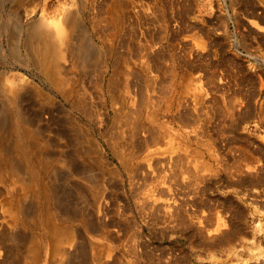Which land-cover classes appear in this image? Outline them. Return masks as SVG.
<instances>
[{
    "label": "rangeland",
    "instance_id": "obj_1",
    "mask_svg": "<svg viewBox=\"0 0 264 264\" xmlns=\"http://www.w3.org/2000/svg\"><path fill=\"white\" fill-rule=\"evenodd\" d=\"M0 1H3V4L0 2V69L26 73L74 114L80 116L103 144V151L108 155L111 166L117 169V178L104 176L103 180L106 183V197L103 195L101 199H105L103 202H107L104 203L110 210L106 209L104 215V210L97 208L95 203H90L92 206L86 208L91 216L95 213L98 214L94 216L96 218L102 215L104 217L101 218L106 221L109 218L107 222L110 225L107 224L112 234L108 238L101 234V231H90L91 238L95 239L97 244L99 242L100 247L106 246L110 254L112 253L109 260H112V255L124 253L125 259L131 261L129 264H264V0H136L138 7L141 6L144 11L146 9V15H150L146 17L142 10L139 12L141 15H134L136 21H139L134 23V26L138 23L135 28H139L138 31L134 30V33L133 29L124 27L131 31L127 34L128 39L132 33L135 36L137 32V41L144 45L138 55L141 59L137 56L131 57L130 63L131 66L135 64L138 67L146 65L144 60L147 61L151 46L153 49L156 46V51L153 50L155 52L157 48L162 47L163 57L167 55L166 61V57L162 59V56L160 61L162 63L164 60L163 62L172 68H169L170 76L165 74V69L158 73L159 70L155 68L157 71H154V74L163 84L165 75L168 81L171 80V90L165 103L166 108L171 110L170 126L175 132L172 131L174 134L169 146L173 149L171 155L178 151L174 158L183 154L181 161L185 163V168H182L179 166L181 161L172 158L168 168L170 171L165 168L157 171L152 164L150 178V173L147 174L141 168L135 169L137 173L133 167L138 159L141 160L140 156L146 150L142 142L131 139L129 134H126L117 142V154L112 150L113 141L109 139L114 138L111 135L114 131L115 110L110 107L111 117L108 119L97 96V77L91 67L85 71L74 68V71L81 74L85 72L82 78L72 72L65 76L68 89L78 90L79 81L85 84L89 108L88 113L84 114L83 110L73 106L74 99H65L63 92L41 75L40 69L27 67L16 59L11 44L14 21L18 20L27 27L34 17L41 14V10L33 16L30 14L34 6L39 5L40 0H25L19 7L17 0ZM74 1L88 21L90 15L97 12L100 5L106 2ZM129 2L136 4H133L135 0ZM148 17L151 18L150 21L155 20L149 23L151 27L148 26ZM135 18L131 19L132 22ZM26 35L27 30L23 32L21 51L29 56ZM93 35L101 47H105V42L108 43L99 34L93 32ZM141 36L146 37L145 41ZM118 45V51L128 49V46H120V43ZM135 52L132 55L137 53ZM159 53L160 50L157 54ZM138 60L143 66L137 64ZM110 74L111 71L105 76L106 83ZM160 87L158 86L154 93L159 100L162 99ZM130 93L132 95L133 91ZM158 109L159 114L163 113L164 109ZM53 127L59 129L58 124ZM40 130L43 136L55 143L51 152L60 153L63 145L48 123L42 121ZM184 151H187V154ZM171 166L173 171L175 169L174 172L176 168L178 171L172 172ZM70 170L57 167L56 179L55 176L53 178L54 184L68 192L71 190L70 185L77 183ZM135 172L138 175L141 173L138 176ZM89 173L97 174L100 171L94 167L80 168L76 177H86ZM175 174L185 176L182 179L179 178L180 175ZM180 179L184 181L182 184L179 183L182 181ZM159 180V187L163 186L164 190L158 188V198H164L162 193L169 189V196L174 203L172 210H179H171L169 219L166 218L161 205H150L153 197H148V192H153L152 189ZM185 182L188 187L184 186ZM180 185L182 189H179ZM185 187L187 189L183 190ZM174 188H177L175 191L182 199L174 193ZM183 198L188 204L182 203ZM145 200H149L148 205ZM2 202L4 196L0 193V203ZM184 204L186 206H183ZM93 207L94 210L90 209ZM153 207L157 215L151 213ZM182 209L187 211L183 212L186 216L181 212ZM179 216L183 217L184 221ZM94 225H97V220ZM106 242L108 247L104 244ZM106 257L107 255L102 261L108 260ZM49 261L47 256L41 264H50Z\"/></svg>",
    "mask_w": 264,
    "mask_h": 264
},
{
    "label": "bare ground",
    "instance_id": "obj_2",
    "mask_svg": "<svg viewBox=\"0 0 264 264\" xmlns=\"http://www.w3.org/2000/svg\"><path fill=\"white\" fill-rule=\"evenodd\" d=\"M128 1L106 0L100 5L97 12L90 15L88 21L81 8H77L74 0H40L39 5H35L30 14L31 16L38 14L40 10L41 14L34 17L27 27L18 20L14 21L11 44L19 63L40 69L41 75H44L51 85L61 90L65 99L69 101L74 99L73 106L83 110L84 114L88 113L89 108L88 90L81 81H79L78 90L68 89L66 87L68 80L65 76L72 72L82 78L85 72L81 74L79 71H74V68L78 67L80 71H85L86 68L91 67V71L96 73L97 77L95 82L97 96L101 100L102 107L105 108L108 119L111 117L110 107L112 106L111 108L115 110L114 131L111 135L114 138L109 139L113 141L112 150L117 154V142L123 139L126 134H129L131 139L142 142V145L146 146V150L142 152L141 160L137 161L138 167L136 165L133 167H135L134 170L141 168L147 174L150 173L148 176L150 178L153 165L157 171L168 169L170 163L175 159L174 155L178 154L176 151L172 156L173 149L169 146L172 142L173 132H175L170 126L171 110L169 107L166 108L165 103L169 90H171V80L169 79V83L165 75L163 84L154 74V71L159 70V73L165 69V74L169 75L171 67L163 62L164 60L161 63L162 47L157 48V52H155L156 46L154 49L152 46L149 48L151 52L147 55V61L144 60V64L147 62L146 65L143 66L138 60L137 64L143 67H138L135 64L131 66V57L137 56L138 59H141L138 55L141 53L143 44L140 45L139 40L137 41L136 37L139 33L136 32V37L133 33L134 30L138 31L139 29L135 28L138 23L134 26L135 22H139L136 21L134 15H138L142 7L140 5L141 8L138 7L136 0L133 2V4L136 3L135 5ZM24 2L25 0H17L18 7ZM144 4L143 6L146 7ZM141 12L142 14L144 12L146 17L150 15H146V9ZM145 16L142 17L145 18ZM132 18H135L133 22ZM150 19L148 24L153 20L150 21ZM145 22L143 23L146 24L147 22ZM150 24L149 27H151ZM124 27L133 29L132 36L129 34L130 39L127 38V34L131 31ZM26 30L29 56L24 55L21 51L23 32ZM150 31L145 30V32ZM93 32L108 42L104 43L105 47L102 46V48L98 44ZM162 36L164 37V35ZM142 37L141 39L145 41L146 37ZM133 38L136 40L134 41ZM118 43L123 47L128 46V49L124 48V50L118 51L120 50ZM1 49L0 42V52ZM159 50L161 53L157 54ZM142 51L144 52V49ZM134 52L136 54L132 55ZM166 59L168 57L165 58V61ZM69 63L70 65H68ZM110 71V78L106 83L105 76ZM158 86H161V100L156 94L154 95ZM130 91H133L132 95ZM159 106L164 109L163 113L159 114ZM42 121L48 123L49 128L56 133V138L63 145L60 153L51 152L55 143L41 134ZM54 124H58L59 129L53 127ZM103 149V144L82 118L74 114L63 102L53 97L30 76L15 70L0 69V185L2 184L0 193L4 196V202L0 203V264H41L47 256L50 264H126L124 253L123 256L120 253L121 256L119 254L112 255V260H109V256L112 254H110V250L106 249V246L100 247L99 242L97 244L95 239L93 240L90 236V231L94 230L98 233L101 231V234L106 235L107 238L112 234L110 226H108V224L110 225L109 218L108 222L101 218L106 215L105 210L108 209L107 202H103L105 199H101L106 192V183L103 180L104 176L117 178L119 174L117 169L111 166L109 157ZM177 156L179 155L175 156L176 159L180 161L184 157L183 154L179 156L181 159ZM178 160L177 162H180ZM180 163L183 166H181L182 164L177 165L185 168V163L183 161ZM57 167L58 169L69 168L72 170L77 183L74 186L70 185V192L54 184L53 178L55 176L56 179ZM93 167L97 168L101 174L89 173L86 177H76L80 168L91 169ZM172 167L171 171L174 172L175 169L173 168V171ZM135 171L137 172V170ZM175 175L179 176L180 174ZM181 175L179 178L183 179L185 175L183 177ZM176 179L175 181H177ZM180 182L182 184L184 181ZM186 182L183 183L184 186L188 185ZM159 183L160 180L156 182L157 185L155 184L156 187L152 189L153 192H148V197H153L150 205L153 204L155 207L161 205L164 209L162 211H165L166 218L169 219L174 203L169 196V189L162 193L164 198H158ZM176 183L178 184V182ZM162 187L161 191L164 190ZM179 189H182L181 185ZM175 190L177 188H174ZM176 194L179 198V193ZM185 194L187 198V193ZM182 196L184 197V195ZM188 199H186L187 202ZM145 201V204L148 205L149 200ZM184 202L185 200L182 201V203ZM90 203L92 205L95 203L97 208L103 209L104 215L101 214L100 218L98 216L96 218L94 216L98 214L91 213V216L86 209L90 207ZM90 209L94 210V207ZM153 210L151 213L156 214L155 208ZM174 210L179 212L176 208L172 212ZM182 210V213L187 212ZM176 211L175 213H177ZM182 218L180 217V219ZM95 220H97L96 226L94 225ZM120 222L122 224L121 220ZM121 224L119 225L121 226ZM94 227L97 228L94 229ZM117 229L115 230L117 231ZM106 255L108 260L102 261ZM129 262L131 261H127V264Z\"/></svg>",
    "mask_w": 264,
    "mask_h": 264
}]
</instances>
